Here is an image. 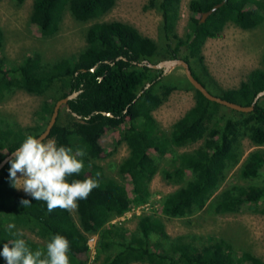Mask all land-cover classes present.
<instances>
[{
    "label": "trees",
    "instance_id": "obj_1",
    "mask_svg": "<svg viewBox=\"0 0 264 264\" xmlns=\"http://www.w3.org/2000/svg\"><path fill=\"white\" fill-rule=\"evenodd\" d=\"M221 2L223 5L201 22L202 14ZM115 4L116 0H33L29 23L46 38L58 31L65 12L86 23L102 18ZM180 5L181 0H147L144 5L145 10L157 9L161 14L159 48L128 23L95 22L86 29L84 49L51 63L32 53L9 64L2 52L0 26V101L18 90L36 96L55 92L39 107L33 125L24 127L0 114V162L28 135L39 137L44 132L57 101L79 92L68 102V111L65 106L60 108L46 139H54L58 146L71 147L74 152L86 151L83 171L69 177L70 181L89 177L99 181V187L87 199L78 201L76 222L70 212H49L46 202L36 201L13 187L8 163L0 171V251L4 243L17 238H24L33 251L45 250L50 238L60 234L70 242V264H86L83 257L89 250L88 236L95 235V260L99 264H264V259L250 252L234 253L222 240L195 234L172 237L165 229L162 217L192 216L207 205L216 214L237 213L245 208L264 215V181L259 185L233 184L214 195L228 170L239 163L243 155L241 141L248 139L255 146L264 145V96L252 111L238 112L207 100L186 79L176 83L177 78L161 77L160 71L138 66L144 60L155 64L165 59H183L210 94L230 102L228 96H234L238 103H233L250 106L254 97L264 91V53L260 68L251 71L237 88L218 93L206 69L200 75L193 67L197 61L202 63L205 43L219 37L228 23L245 31L256 29L264 18V2L190 0L182 36L175 31ZM146 84L150 86L145 88ZM177 89L192 91L194 105L166 132L153 112ZM120 128L116 146L125 142L129 153L118 166L120 180L116 181L95 160L104 152V134ZM198 141L202 145L197 149L176 152ZM167 155L170 165L162 167L161 161ZM159 173L168 184L178 186L159 198L161 216L151 212L137 216L133 231L111 223L112 218L148 202L149 184ZM238 173L244 180L264 174V150L250 152ZM21 199L31 204L24 207ZM9 223L16 227L9 230ZM24 231L35 233L44 242L32 241ZM4 260L0 256V264Z\"/></svg>",
    "mask_w": 264,
    "mask_h": 264
},
{
    "label": "rangeland",
    "instance_id": "obj_2",
    "mask_svg": "<svg viewBox=\"0 0 264 264\" xmlns=\"http://www.w3.org/2000/svg\"><path fill=\"white\" fill-rule=\"evenodd\" d=\"M146 1L116 0L115 6L102 18L86 23L74 20L68 12H65L58 31L54 35L45 38L41 36L35 26L29 23L33 0H0V26L4 38L3 55L9 64L18 63L25 56L32 53L40 54L43 62L51 63L79 53L86 46V29L95 22L107 21H121L134 26L142 35L154 40L159 48L162 46L159 30L161 14L157 9L145 10ZM189 1L181 0L180 18L175 28L176 33L180 36L184 34L188 20ZM262 1L264 2V0ZM263 53L264 18L261 24L251 31L242 30L234 24L228 23L219 37L209 39L205 43L202 49L203 61L202 63L195 62L193 68L200 75L203 73V68H205L207 78L211 80L210 83L215 82L217 84L219 89L214 88V91L218 93L220 90L227 91L237 88L241 82L246 80L251 71L260 68ZM157 71L162 72L161 70ZM163 76H167L168 79L177 78L176 83H180V79H186L184 70L181 67H175L167 74L161 75V77ZM54 93V91H49L42 96H36L18 90L0 101V114L12 117L24 127L33 125L36 122L35 114L39 107L46 100L49 101ZM228 97L232 99V102L238 103L234 96ZM193 105V92L177 89L170 95L166 103L153 112V116L160 128L169 132L172 125L183 117ZM122 129L107 131L104 134L101 140L104 152L100 158L95 160L104 173L116 181L120 180L118 166L128 157L129 153L125 142L116 146L118 134ZM200 145H202V141L176 149V152H191ZM241 148L243 155L239 163L228 170L225 181L214 195L233 184L248 186L263 183L264 174L254 180H244L240 178L238 170L250 152L256 149L264 150V145L255 146L248 139H243ZM169 159L170 155L165 156L161 161V166L167 167L170 165L171 159L170 161ZM177 188V185L168 184L161 173L156 174L149 184L151 197L148 202L143 206L125 212L120 217L112 218L111 223L122 224L128 230L133 231L136 227L137 216L150 212L161 216L158 204L159 198L175 191ZM17 190L24 193L22 189ZM70 214L73 220L77 222L76 210ZM162 219L166 232L172 237L183 234H195L205 238L211 237L226 242L238 255L242 252H250L264 259V215L262 214L252 213L245 208L237 213L216 214L207 205L192 216L184 218L164 216ZM23 233L36 243L44 242L33 232L24 231ZM96 239L95 237V240H93L92 235L88 236L89 250L83 257L86 264H99V261L95 260ZM4 264H6L5 260Z\"/></svg>",
    "mask_w": 264,
    "mask_h": 264
},
{
    "label": "clouds",
    "instance_id": "obj_3",
    "mask_svg": "<svg viewBox=\"0 0 264 264\" xmlns=\"http://www.w3.org/2000/svg\"><path fill=\"white\" fill-rule=\"evenodd\" d=\"M85 156L84 149L74 152L71 147L58 146L54 139L45 142L43 138L28 135L8 161L9 179L13 187L22 189L36 201L46 202L49 212L61 209L71 213L78 208V201L87 199L99 187L98 179L90 177L69 180L81 174ZM20 204L28 207L31 202L21 199ZM15 227L13 223L7 225L9 230ZM69 252V240L56 234L45 250L33 251L24 238L10 240L4 243L0 256L6 264H70Z\"/></svg>",
    "mask_w": 264,
    "mask_h": 264
},
{
    "label": "water",
    "instance_id": "obj_4",
    "mask_svg": "<svg viewBox=\"0 0 264 264\" xmlns=\"http://www.w3.org/2000/svg\"><path fill=\"white\" fill-rule=\"evenodd\" d=\"M224 2H221L220 4L214 6L211 10H209L206 13L202 14V18H201V22H204L206 20V18L212 14L215 10H217L219 7H221L223 5ZM138 66L142 67V66H147L150 69L153 70H161L162 71V75L167 74L171 69L175 68V67H181L184 70V74L185 77L187 79V81L191 84V86L199 91L207 100L211 101V102H215L221 106H224L228 109L234 110V111H238V112H250L254 109L255 104H257V102L259 101V99L261 97L264 96V91L259 92L253 99L252 104L250 106L247 107H243L240 106L238 104H235L233 102L221 99L219 97H215L212 94H210L207 89L201 84L199 83L192 75V72L188 66V64L180 58H175V59H165L162 61H159L157 63H150L147 60H144L140 63H138ZM93 71V69L91 70ZM150 84H146L145 88L149 87ZM79 94V92H73L71 93L69 96L57 101L55 103V106L53 108V112L51 114L50 120L44 130V132H42L40 134L39 137L37 138H43L44 140L48 137L50 130L52 129V127L54 126L59 110L62 106H65L66 110H69L68 107V102L72 99H74L75 97H77V95ZM105 115L109 114V113H104ZM17 149V148H16ZM15 149V150H16ZM15 150L13 152H11L9 155H7L1 162H0V171L2 170L3 167H5L8 164L9 159L13 158V153L15 152Z\"/></svg>",
    "mask_w": 264,
    "mask_h": 264
},
{
    "label": "built area",
    "instance_id": "obj_5",
    "mask_svg": "<svg viewBox=\"0 0 264 264\" xmlns=\"http://www.w3.org/2000/svg\"><path fill=\"white\" fill-rule=\"evenodd\" d=\"M95 237H96L95 235L92 236L93 240H95Z\"/></svg>",
    "mask_w": 264,
    "mask_h": 264
}]
</instances>
